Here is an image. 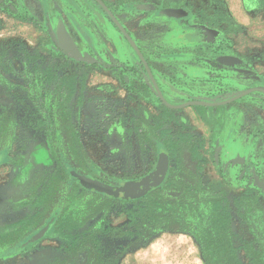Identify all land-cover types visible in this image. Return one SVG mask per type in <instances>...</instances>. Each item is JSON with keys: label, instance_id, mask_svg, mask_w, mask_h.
Returning a JSON list of instances; mask_svg holds the SVG:
<instances>
[{"label": "rangeland", "instance_id": "obj_1", "mask_svg": "<svg viewBox=\"0 0 264 264\" xmlns=\"http://www.w3.org/2000/svg\"><path fill=\"white\" fill-rule=\"evenodd\" d=\"M87 3L0 0V233L16 232L0 240V264H207L202 238L211 227L212 205L203 199L228 195L238 199L228 206L239 259L251 264L247 253L253 251L256 264H264L262 91L220 105L230 116L220 150L203 134L188 141L187 153L192 142L201 145L197 174L181 162L186 154L170 153L174 173L196 182L191 196L201 202V213L190 216L186 232L148 238L129 218L143 200H114L102 208L105 193L77 190L84 178L112 186L144 177L161 154L151 141L179 142L180 134L196 128L197 119L205 122L211 108L167 107L116 23L101 5ZM179 5L116 10L169 102L224 101L264 86V0H183ZM166 8H184L188 14L168 16L162 12ZM61 30L95 61L68 57L61 49ZM54 72L79 77L74 95L67 89L58 94V80L50 78ZM55 113L67 135L59 148L54 146ZM235 158L242 160L231 162ZM68 161L73 175L84 171L85 176L73 177ZM38 210L44 212L31 224L28 219ZM71 213L84 221L81 228L57 233L56 219Z\"/></svg>", "mask_w": 264, "mask_h": 264}, {"label": "trees", "instance_id": "obj_2", "mask_svg": "<svg viewBox=\"0 0 264 264\" xmlns=\"http://www.w3.org/2000/svg\"><path fill=\"white\" fill-rule=\"evenodd\" d=\"M50 78L57 79L58 93L62 94L63 90L68 89L69 95L72 96L77 91V84L79 83V77L76 74L65 72L63 75H59L54 72ZM82 83V82H81ZM55 130H60V122L55 121ZM192 156L199 157L200 153L191 151ZM167 184L175 185L172 178H169ZM96 183L89 184L87 189L91 188L95 191L100 189L95 188ZM186 193L190 192L193 186H183ZM195 188V187H194ZM84 190V188H83ZM105 191V190H104ZM108 196L103 201L102 208L110 206L115 200L106 191L104 192ZM185 196H168L163 194L162 187L150 192L144 198V203L136 208V211L130 210L129 218L131 225L135 227L137 233L143 234L147 232L148 238L158 236L163 232H186L188 229L184 228L186 225L189 227L190 216L196 215L199 211L201 202L198 200L188 199ZM46 201H50L49 198ZM211 202L212 206L209 210L210 229L205 230L203 235L205 261L207 264H244L241 262L238 256V249L232 243V237L230 234V227L233 220V214L226 204V199L222 196H216L208 199L204 203ZM238 202L236 201V204ZM201 213V212H199ZM42 212H36L28 219L31 224L36 223V219L40 217ZM84 222V221H83ZM83 222L79 223L78 219L71 214L67 216H59L56 219L55 231L63 234L65 232L76 231L81 228ZM22 222L9 225V228H15ZM16 229V228H15ZM16 231V230H15ZM128 234V232H126ZM125 233V234H126ZM16 232H2L0 233V240L11 238ZM247 255L251 258L250 263L256 264L255 253L248 251Z\"/></svg>", "mask_w": 264, "mask_h": 264}, {"label": "water", "instance_id": "obj_3", "mask_svg": "<svg viewBox=\"0 0 264 264\" xmlns=\"http://www.w3.org/2000/svg\"><path fill=\"white\" fill-rule=\"evenodd\" d=\"M102 8L109 14V16L112 18V20L116 23L118 28L121 30V32L124 34V36L129 40V42L132 44V46L135 48V50L138 52L139 56L143 60L149 74L152 80V85L158 94L161 101L169 108L171 109H180L186 106L191 105H204L209 107L214 106H220L225 105L227 103H230L234 100H237L243 96H246L247 94H250L254 91H262L264 92V86H255L252 88H249L247 90H244L235 96L224 100V101H217V102H211V101H189L181 104H173L169 102L165 96L163 95V92L161 91L154 75L152 74V71L150 69V66L148 65L146 59L144 58L143 54L141 53L140 49L136 45L133 38L130 36L126 28L121 24L117 16L112 12V10L102 1L97 0ZM153 4H150V6ZM182 9H174V8H166L162 12L167 14L168 16H175L180 17V11ZM60 42H61V49L62 51L70 58H73L78 61H84V62H93L95 61V58L92 57L89 54H83L82 51L78 48L76 42L74 41L73 37L66 31L61 30L60 32ZM239 160H242V158H235L231 162L236 163L239 162ZM170 155L167 152L161 153L158 159V162L154 168L153 171L145 175L144 177L130 180L126 182L123 185H104L103 183L88 179V178H82V184L84 186H87L89 184L92 185L93 182L96 183L95 188L100 190H105L107 193H109L111 196L121 199V200H135L142 197H145L150 192L161 186L167 179V176L170 172ZM257 179V176H256Z\"/></svg>", "mask_w": 264, "mask_h": 264}, {"label": "flooded vegetation", "instance_id": "obj_4", "mask_svg": "<svg viewBox=\"0 0 264 264\" xmlns=\"http://www.w3.org/2000/svg\"><path fill=\"white\" fill-rule=\"evenodd\" d=\"M55 1V0H54ZM86 1H88V3L87 4H89L90 6H96V5H99L100 6V3L97 1V0H86ZM111 10H112V12L116 15V10H119V9H123V8H125V9H128L129 7H135V8H141V9H146V8H157V9H160V8H163L164 6L165 7H167V6H170V7H179V6H181V5H179V3L180 2H183V0H179V3H177V2H166L165 3V0H102ZM172 1H174V0H172ZM193 3H194V1H192ZM150 4H153V5H151L150 6ZM180 9H182L181 11H180V14H186V16H187V14H188V12L184 9V8H180ZM117 16V15H116ZM184 16V15H183ZM118 18V17H117ZM119 19V18H118ZM119 21L121 22V24H123V22L121 21V19H119ZM82 24V23H81ZM124 26V25H123ZM125 27V26H124ZM126 28V27H125ZM126 30H127V28H126ZM128 31V33L130 34V36H131V33L129 32V30H127ZM71 35V34H70ZM72 37H73V39H74V41L76 42V44H77V46H78V48L81 50V47L78 45V43H77V40L75 39V37L73 36V35H71ZM132 37V36H131ZM134 40V39H133ZM135 41V43H136V45L138 46V48L140 47L139 46V44L137 43V41L136 40H134ZM133 47V46H132ZM140 49V51H141V53L143 54V49L140 47L139 48ZM133 50H134V52H135V54L140 58V60L143 62V60L141 59V57L139 56V54H138V52L135 50V48L133 47ZM82 51V50H81ZM82 53H83V51H82ZM143 56H144V54H143ZM144 58L146 59V61H147V63H148V65L150 66V64H149V62H148V59L144 56ZM143 67H144V71L148 74V80H149V82L151 83L152 82V80H151V77H150V74H149V72H148V70H147V68H146V66H145V64H144V62H143ZM151 69V68H150ZM152 71V70H151ZM152 74H153V72H152ZM154 75V74H153ZM139 76H141V75H139ZM155 77V76H154ZM156 79V78H155ZM137 80H139V82L141 81V78L140 79H138L137 78ZM136 80V81H137ZM156 81H157V83H158V85H160L159 84V81L156 79ZM79 84V83H78ZM77 84V85H78ZM81 85H82V83H81ZM160 87V86H159ZM68 90V89H67ZM68 92H69V90H68ZM59 94V93H58ZM215 107V106H214ZM59 115V114H58ZM159 116H167V113H162V114H160ZM51 118H52V120L55 122V121H58V122H60L59 124H60V130L59 131H57V130H55V141H54V146L56 147V148H59L60 147V145H59V143L60 144H64L65 145V143H66V137H67V135H66V133H65V128L63 127V125H62V123H61V118H60V116H56V113L54 114V116H51ZM157 118V117H156ZM54 126H56L55 125V123H54ZM191 134H180L179 135V142H174V141H168V140H162V139H160V138H158V139H155V140H153V141H151L152 142V145L153 146H157V148H158V150H159V152L160 153H164V152H167L169 155H170V153L172 152V151H174L175 150V152H177L178 154H181V156L184 154H186L185 155V158H183V160H181V162H183L184 161V164H186V166H187V168H188V172L190 173V174H192V171H189V170H193V173L194 174H197L198 173V163H199V157H193L192 156V154H191V151L192 152H194L195 150H196V152H198V147H200L201 145H199L198 143L195 145L193 142L191 143V146L188 148L189 150H188V153H187V151L186 150H184V148H185V146L187 147V145H189L188 144V141L189 140H191V141H194V139H197L198 137H197V135L193 132V130L192 131H189ZM187 133V132H186ZM167 143H166V142ZM168 143H174V146H172L171 144H169V145H167ZM182 143V146H180V144ZM58 151H60L59 149H58ZM64 152V151H63ZM199 153V152H198ZM171 158H173V156H172V154L170 155V161H171V166H170V172H169V174H168V176H167V179H166V181L161 185V186H159V187H162V189H163V194L166 196V197H168V196H170V197H172V196H176V197H179V196H185L186 194H187V196H186V198H188V199H193V200H195V198H192V197H194V196H191V195H193V193L196 191V189H197V185H196V182L194 181V180H190L188 177H183V178H180L179 177V175H180V173H177V174H175L174 173V166H173V164H172V160H171ZM181 159V158H180ZM158 162V161H157ZM70 163V164H69ZM192 163H194V165L192 164ZM183 164V163H182ZM183 164V165H184ZM182 165H181V163H180V160H179V162L177 163V167H181ZM66 169L71 173V175L73 176V177H77V175H80V176H85V172L84 171H82V172H80V173H78L77 175H73V172H74V166L72 165V163H71V161H68L67 163H66ZM66 170V172H68ZM79 176V177H80ZM169 178H172V180H173V182H174V186L173 185H169V184H167V182H168V180H169ZM77 179V178H76ZM92 180H94L93 178H91ZM96 181H98V180H96ZM100 181V180H99ZM104 185H108L107 184V182L106 183H104ZM119 185H121V184H119ZM188 185H190V186H193V188L192 189H190V192H187L186 193V191H185V189H184V187L183 186H188ZM113 186V185H112ZM195 187V188H194ZM79 188H84V191H85V193H87V195H90V194H92V193H103L104 194V190L102 191V190H99V191H95L94 189H91V188H89V189H87L86 187H84V185L82 184V183H78V186H77V190L79 189ZM157 189V188H156ZM104 195H106V193L104 194ZM147 196V195H146ZM106 198H108V196L106 195ZM105 198V199H106ZM115 198V197H114ZM142 198H144V197H142ZM210 198H213V197H209L208 199L210 200ZM225 199H226V204L228 203V205H230V203H232V201H233V204H236V201L238 200L237 198H234L233 200H231V199H229V197L227 196H225L224 197ZM104 199V200H105ZM139 199H141V198H139ZM139 199H135V200H139ZM207 199V200H208ZM237 199V200H236ZM115 200H117V201H135V200H121V199H117V198H115ZM205 198L203 199V201H207ZM230 200H231V202H230ZM114 201V200H113ZM198 201H200V200H198ZM202 201V200H201ZM209 202V201H208ZM210 204H211V202H209ZM212 205V204H211ZM231 210V209H230ZM36 212H44L43 210H38V211H36ZM232 212V211H231ZM47 228V227H46ZM46 228H44V229H46Z\"/></svg>", "mask_w": 264, "mask_h": 264}, {"label": "crops", "instance_id": "obj_5", "mask_svg": "<svg viewBox=\"0 0 264 264\" xmlns=\"http://www.w3.org/2000/svg\"><path fill=\"white\" fill-rule=\"evenodd\" d=\"M64 3H66V0H63ZM221 106H215L211 107L210 110L207 113V116L205 118V122L200 119L196 120V128H194L193 132L197 135L203 134L206 137H209L211 139L212 145L216 146V150H220L219 144L222 141H226L227 135H228V122L230 121V116L228 113L225 112L223 108H220ZM203 122V123H202ZM210 122H212V126H210ZM200 123L202 125L200 126ZM223 151V150H222ZM204 181H206L207 176L204 175ZM208 183V182H206ZM216 185L219 184L218 181L215 182ZM229 199L230 196L228 195ZM234 197H237V194L234 195Z\"/></svg>", "mask_w": 264, "mask_h": 264}]
</instances>
